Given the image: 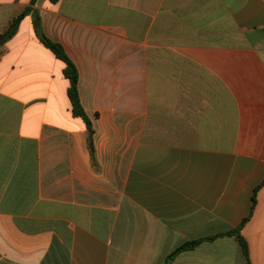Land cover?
Returning <instances> with one entry per match:
<instances>
[{
  "label": "crops",
  "instance_id": "1",
  "mask_svg": "<svg viewBox=\"0 0 264 264\" xmlns=\"http://www.w3.org/2000/svg\"><path fill=\"white\" fill-rule=\"evenodd\" d=\"M33 8L96 159L31 13L0 47V264H264V0Z\"/></svg>",
  "mask_w": 264,
  "mask_h": 264
},
{
  "label": "trees",
  "instance_id": "2",
  "mask_svg": "<svg viewBox=\"0 0 264 264\" xmlns=\"http://www.w3.org/2000/svg\"><path fill=\"white\" fill-rule=\"evenodd\" d=\"M37 0H32L31 5L26 8V10L13 19L7 29L0 34V47H2L6 42L14 37L17 33L21 21L31 13L34 15V26L36 30V34L38 35L39 39L42 43L50 49L60 60H62L66 64V68L64 71L65 77L69 80L70 86L68 89V95L72 104V111L76 117H80L86 123L88 129V146L91 152L92 159L95 161L96 159V150L94 144V129L92 125V121L90 117L85 112L82 102L80 99V91H79V82H80V75L76 64L72 61V59L66 53L64 47L50 38H48L43 30V24L39 12L33 8ZM53 3L58 2L59 0H51ZM241 228L233 230L227 235H235L239 239L240 245L242 246L243 252L246 256H249V246L247 241L239 234ZM214 237L207 238V240H213ZM201 241H196L194 244H199ZM190 245H183L181 246L172 256L188 249Z\"/></svg>",
  "mask_w": 264,
  "mask_h": 264
}]
</instances>
